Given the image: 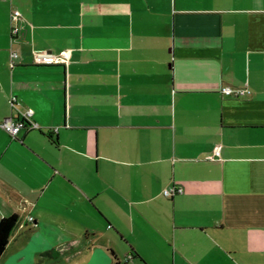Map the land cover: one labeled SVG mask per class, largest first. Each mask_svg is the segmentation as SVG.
Returning <instances> with one entry per match:
<instances>
[{
	"label": "crops",
	"instance_id": "obj_1",
	"mask_svg": "<svg viewBox=\"0 0 264 264\" xmlns=\"http://www.w3.org/2000/svg\"><path fill=\"white\" fill-rule=\"evenodd\" d=\"M27 109L0 264H264V0H0V120Z\"/></svg>",
	"mask_w": 264,
	"mask_h": 264
},
{
	"label": "built area",
	"instance_id": "obj_2",
	"mask_svg": "<svg viewBox=\"0 0 264 264\" xmlns=\"http://www.w3.org/2000/svg\"><path fill=\"white\" fill-rule=\"evenodd\" d=\"M21 16V11L18 8H13L11 11L12 32L16 34L18 32V20ZM18 56V52L14 49L11 50V64L13 65L14 58ZM71 58V49L64 48L60 51H53L47 48H34L33 49V62L38 64H54L61 63L65 67H68ZM222 91L226 94L240 96L247 92H250V88L246 85L232 86L225 84L221 87ZM16 97H11L12 103H14ZM32 110L27 109L21 112L17 116H8L0 120V124L10 133L12 137L17 136V133L22 128H33L38 123L31 117ZM220 145H216L214 148L215 153H219ZM183 191V186L177 183H171L163 187V193L167 196H172L177 192ZM33 217L30 216V219Z\"/></svg>",
	"mask_w": 264,
	"mask_h": 264
},
{
	"label": "trees",
	"instance_id": "obj_3",
	"mask_svg": "<svg viewBox=\"0 0 264 264\" xmlns=\"http://www.w3.org/2000/svg\"><path fill=\"white\" fill-rule=\"evenodd\" d=\"M19 223V216L17 213L4 215L0 218V256L6 249L12 231Z\"/></svg>",
	"mask_w": 264,
	"mask_h": 264
},
{
	"label": "rangeland",
	"instance_id": "obj_4",
	"mask_svg": "<svg viewBox=\"0 0 264 264\" xmlns=\"http://www.w3.org/2000/svg\"><path fill=\"white\" fill-rule=\"evenodd\" d=\"M59 254H58V261H55V264H74L75 261H77V258L75 259L70 255V253L67 251V249L63 246H59ZM37 264H45L44 259L40 258L37 261Z\"/></svg>",
	"mask_w": 264,
	"mask_h": 264
}]
</instances>
